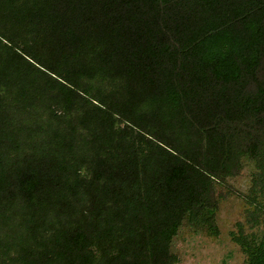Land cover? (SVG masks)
I'll return each mask as SVG.
<instances>
[{"label": "trees", "instance_id": "obj_1", "mask_svg": "<svg viewBox=\"0 0 264 264\" xmlns=\"http://www.w3.org/2000/svg\"><path fill=\"white\" fill-rule=\"evenodd\" d=\"M246 161L264 264V0H0V264H175Z\"/></svg>", "mask_w": 264, "mask_h": 264}, {"label": "rangeland", "instance_id": "obj_2", "mask_svg": "<svg viewBox=\"0 0 264 264\" xmlns=\"http://www.w3.org/2000/svg\"><path fill=\"white\" fill-rule=\"evenodd\" d=\"M252 170L246 161L241 174L228 180L235 192L220 200L216 212L217 237L209 236L204 230L180 228L172 241V251L177 257L175 264H245L240 249L231 241L230 232L235 230L237 222L243 221L246 205L236 193L247 191ZM221 188L217 186L218 191Z\"/></svg>", "mask_w": 264, "mask_h": 264}]
</instances>
